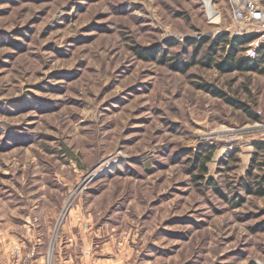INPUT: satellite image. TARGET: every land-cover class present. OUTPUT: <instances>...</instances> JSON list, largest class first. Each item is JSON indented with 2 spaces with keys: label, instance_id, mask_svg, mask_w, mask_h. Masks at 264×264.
<instances>
[{
  "label": "rangeland",
  "instance_id": "1",
  "mask_svg": "<svg viewBox=\"0 0 264 264\" xmlns=\"http://www.w3.org/2000/svg\"><path fill=\"white\" fill-rule=\"evenodd\" d=\"M230 1L0 0V264L18 246L19 264L33 247L28 264H264V195L246 190L264 73L185 42L246 26Z\"/></svg>",
  "mask_w": 264,
  "mask_h": 264
},
{
  "label": "trees",
  "instance_id": "2",
  "mask_svg": "<svg viewBox=\"0 0 264 264\" xmlns=\"http://www.w3.org/2000/svg\"><path fill=\"white\" fill-rule=\"evenodd\" d=\"M252 39L253 36L229 37L227 33H222L212 39L203 37L200 40L196 41L191 38H187L185 42L189 44H192V42L194 44L196 43V45L194 46V55L198 52V50L204 43H210L206 49L204 60H202L200 64L207 67H214L218 72L225 73L230 70L238 69L241 71H247L251 69L254 71H258L259 73H264V52L259 53V55L254 60H251L244 55H239L240 51H245L247 45L251 42ZM165 44L166 46L170 47L174 45V41H165ZM220 51L224 52L223 56L221 58H216L218 52ZM136 54L141 59H153L156 62L165 65L171 63L172 61H175L173 64H171V67L183 73L186 72L193 64H195V62L193 61H184L169 56L167 48L160 50L159 47H139L138 49H136ZM156 54H158V57H156ZM203 87H207V85H204ZM212 92L215 94L218 93L217 90H214ZM218 94L222 96L221 93ZM228 102L238 107L242 106L233 101L228 100ZM243 110H245L246 114L252 119H257V117L253 115L247 107H243ZM253 146L255 152H253L251 158L250 168L246 171L248 180L246 181V183H248L246 186V190L248 191V193L261 196L264 195V176H256L255 174H253L252 168L254 167V165H257L258 169H262L264 167V142H254ZM213 149V145H206L202 147V149H200L201 154L196 156V161L199 163L200 167V172L194 176L196 179H201V177H203V174L206 172L205 164L210 160ZM252 177H258V179L250 183V179ZM211 184L212 188H214L216 192L219 193V191L215 188L216 183L211 180Z\"/></svg>",
  "mask_w": 264,
  "mask_h": 264
},
{
  "label": "built area",
  "instance_id": "3",
  "mask_svg": "<svg viewBox=\"0 0 264 264\" xmlns=\"http://www.w3.org/2000/svg\"><path fill=\"white\" fill-rule=\"evenodd\" d=\"M240 3L243 4L244 11ZM230 6L234 19L240 24H246V26H240V30L232 26L229 29L230 36H253V39L247 45L245 57L254 60L259 53L264 52V10L256 6L252 0H231ZM17 248L14 251L12 249L9 253L11 259L19 260L22 257L21 247L18 246ZM34 254L35 248L33 247L26 252L24 260H32Z\"/></svg>",
  "mask_w": 264,
  "mask_h": 264
},
{
  "label": "crops",
  "instance_id": "4",
  "mask_svg": "<svg viewBox=\"0 0 264 264\" xmlns=\"http://www.w3.org/2000/svg\"><path fill=\"white\" fill-rule=\"evenodd\" d=\"M24 260V259H23ZM5 261V260H4ZM34 261H35V264H40L41 263V259L39 258V257H36L35 259H34ZM26 260H24V263L23 264H26ZM87 264H99V263H94V261H93V263L91 262V263H89V262H86ZM4 264H6V263H4ZM13 264H19L18 263V260H15L14 262H13ZM74 264V263H73Z\"/></svg>",
  "mask_w": 264,
  "mask_h": 264
}]
</instances>
